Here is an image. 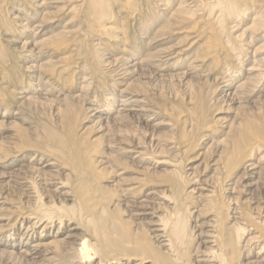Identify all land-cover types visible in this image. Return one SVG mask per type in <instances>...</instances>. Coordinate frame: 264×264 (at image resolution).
I'll list each match as a JSON object with an SVG mask.
<instances>
[{
    "label": "rangeland",
    "instance_id": "1",
    "mask_svg": "<svg viewBox=\"0 0 264 264\" xmlns=\"http://www.w3.org/2000/svg\"><path fill=\"white\" fill-rule=\"evenodd\" d=\"M263 239L264 0H0V264H264Z\"/></svg>",
    "mask_w": 264,
    "mask_h": 264
},
{
    "label": "bare ground",
    "instance_id": "2",
    "mask_svg": "<svg viewBox=\"0 0 264 264\" xmlns=\"http://www.w3.org/2000/svg\"><path fill=\"white\" fill-rule=\"evenodd\" d=\"M105 1H106V0H105ZM166 1H168V0H166ZM108 13H109V11H108ZM103 14H104V13H103ZM103 14H101V15L103 16L102 18L104 19L105 17H104ZM219 16H220V15H219ZM219 16H217V17H219ZM220 17H221V16H220ZM100 20L102 21V19H100ZM241 20H242V19H241ZM105 21H106V19H105ZM112 28H113V27H112ZM112 31H113V30H112ZM107 33H108V32H107ZM109 35H110V34H109ZM138 55H139V54H138ZM138 55H137V56H138ZM167 57H168V56H167ZM134 58H135V57H134ZM136 60H137V58H136ZM135 64L137 65L136 62H135ZM256 70H257V69H256ZM257 71H258V70H257ZM258 72H259V71H258ZM258 72H257V73H258ZM230 77H231V76H230ZM229 82H230V80H229ZM229 82H227V83H229ZM230 83H231V82H230ZM230 83H229V85H230ZM120 97H123V96H120ZM111 101H112V100H111ZM119 101H120V100H119ZM121 101H122V100H121ZM121 101H120V102H121ZM128 105H129V102H128L127 99H126V101H122V102H121V105H120V106H121V107H127ZM118 106H119V105H118ZM117 108H120V107H117ZM114 110H115V109H114ZM117 110H118V109H117ZM117 110H116V112H117ZM141 110H142V109H141ZM118 112H119V111H118ZM140 112H141V111H140ZM47 166H48V165H47ZM29 167H30V166H29ZM29 167H28V168H29ZM33 168H34V167H33ZM44 168H45V167H44ZM256 168H257V167H256ZM35 169H36V168H35ZM39 171H40V170H39ZM37 172H38V171H37ZM39 173H40V172H39ZM39 173H38V174H39ZM41 173H43V171H41ZM46 173H47V172H46ZM178 173H179V172H178ZM180 173H181V172H180ZM40 175H41V174H40ZM5 177H6V176H5ZM16 177H17V176H16ZM29 177H30V176H29ZM42 177H43V176H42ZM45 177H46V176H45ZM47 177H48V175H47ZM6 178H7V177H6ZM32 178H34V177H32ZM39 178H41V177H39ZM48 178H49V177H48ZM50 178H51V176H50ZM51 179H52V178H51ZM32 180H33V179H32ZM39 180H40V179H39ZM16 181H17V180H16ZM29 181H30V180H29ZM29 181H28V182H29ZM33 181H34V180H33ZM35 181H37V180H35ZM35 181H34V182H35ZM47 181H48V180H47ZM47 181H46V182H47ZM50 181H51V180H50ZM26 182H27V181H26ZM48 182H49V181H48ZM11 183H12V182H11ZM35 183H36V182H35ZM49 183H50V182H49ZM51 183H52V182H51ZM15 184H16V183H15ZM27 184H29V183H27ZM31 184H32V183H31ZM180 184H181V183H180ZM233 184H234V183H233ZM233 184H232V185H233ZM21 185H22V184H21ZM25 185H26V184H25ZM40 185H41V184H40ZM40 185H39V187H40ZM45 185H46V184H45ZM30 186H32V185H30ZM36 186H37V184H36ZM43 187H45V186H43ZM53 187H54V185H53ZM63 187H64V186H63ZM63 187H62V189H63ZM32 188H33V187H32ZM37 188H38V187H37ZM212 188H213V187H212ZM28 189H29V188H28ZM45 189H46V188H45ZM47 189H48V188H47ZM56 189L58 190V188H56ZM87 189H88V188H87ZM197 189H198V188H197ZM37 190H38V189H37ZM41 190H42V189H41ZM60 190H61V189H60ZM200 190H201V189H198V190H196V191L200 192ZM203 190H204V189H203ZM30 191H31V190H30ZM30 191H29V192H30ZM38 191H39V190H38ZM50 191H51V190H50ZM88 191L90 192L89 189H88ZM194 191H195V190H194ZM210 191H211V190H210ZM210 191H205V192L207 193V192H210ZM228 191H229V190H228ZM232 191H234V190H232ZM86 192H87V190H86ZM27 193H28V191H27ZM27 193H25V194L27 195ZM35 193H37L36 190H35ZM38 193H39V192H38ZM62 193H63V192H62ZM79 193L81 194V193H83V191H82V192L79 191ZM189 193H191V192H189ZM212 193H214V192L212 191ZM231 193H232V192H231ZM231 193H230V194H231ZM196 194H197V192H196ZM201 194H202V193H201ZM29 195H30V194H29ZM29 195H28V196H29ZM65 195H66V194H65ZM65 195H64V196H65ZM83 195H84V194H83ZM83 195H81V198H84V196H88L87 193H85L84 196H83ZM209 195H211V194H209ZM55 196H56V195H55ZM64 196H63V197H64ZM66 196H67V195H66ZM90 196H91V195H90ZM36 197H37V196H36ZM79 197H80V196H79ZM208 197H210V196H208ZM87 198H89V197H87ZM125 198H127V197H125ZM30 199H31V198H30ZM36 199H37V198H36ZM91 199H93V198H89L87 201H89V200H91ZM129 199H130V197H129ZM33 200H34V199H33ZM83 200H84V199H83ZM83 200H82V199L80 200V201H81L80 205H81V204L84 205V204L86 203V201H84V203H83ZM236 200H238V199H236ZM145 201H146V200H145ZM61 202H63V201H61ZM64 202H65V201H64ZM94 202H95V201H94ZM94 202H93V203H94ZM138 203H140V202H138ZM142 204H143V203H142ZM87 205H88V204H87ZM84 206H85V205H84ZM84 206H83V207H84ZM89 206H90V204H89ZM89 206H87L86 209H84L85 207L82 208V205H81V208H80V209H81V211H82V209H83L84 211L86 210L85 212H87V209H88ZM136 206H137V205H136ZM91 207H94V206H91ZM116 207H117V206H116ZM142 207H143V206H142ZM66 208H67V206H66ZM69 208H71V207H69ZM69 208H67V209H69ZM72 208H73V207H72ZM72 208H71V209H72ZM119 208H120V206H119ZM143 208H145V207H143ZM63 209H64V208H62V210H63ZM67 209H66V210H67ZM94 209H96V207L93 208V209L90 208V210H92V212H93L92 215H94V213H95V212H94V211H95ZM234 209L238 210L237 207L234 208ZM40 210H41V209H40ZM90 210L86 213L87 215H88V213L90 212ZM93 210H94V211H93ZM116 210H117V209H116ZM119 210H120V209H119ZM231 210H232V209H231ZM55 211H56V210H55ZM64 211H65V210H64ZM81 211H80V212H81ZM69 212H70V211H68V214H69ZM82 212H83V211H82ZM226 212H227V211H226ZM28 213H29V212H28ZM28 213H27V214H28ZM83 213H84V212H83ZM96 213H98V212H96ZM100 213H101V212H100ZM102 213H103L104 216H105V213H106V212H105V213L102 212ZM120 213H121V212H120ZM231 213H232V211H231ZM235 213H236V212H235ZM27 214H26V215H27ZM66 214H67V213H66ZM66 214L64 213L63 215H64V216H67ZM227 214H228V213H227ZM227 214L225 213L226 216H228ZM22 215H23V214H21V216H22ZM33 215H34V214H33ZM45 215H46V214H45ZM87 215H86V216H87ZM92 215H91V216H92ZM99 215L101 216L102 214H99ZM229 215H230V213H229ZM233 215H234V213H233ZM233 215H230V216H233ZM21 216H20V217H21ZM34 216H35V215H34ZM52 216H53V214H52ZM64 216H63V217H64ZM88 216H89V215H88ZM234 216H235V215H234ZM234 216H233V217H234ZM22 217H23V216H22ZM22 217H21V218H22ZM31 217H33V216L31 215L30 218H31ZM35 217L38 218L37 216H35ZM59 217H60V216H59ZM67 217H68V216H67ZM95 217H96V216H94L93 218L95 219ZM101 217H102V216H101ZM101 217H100V218H101ZM107 217H108V216H106V218H107ZM211 217H212V216H211ZM233 217H232V218H233ZM30 218H29V220H30ZM33 218H34V217H33ZM43 218H44V217H43ZM45 218H46V217H45ZM53 218H54V217H53ZM55 218H56V217H55ZM64 218H65V217H64ZM90 218L92 219V217H90ZM90 218H89V220H90ZM102 218H103V217H102ZM235 218H236V217H235ZM22 219H23V218H22ZM26 219H27V217H26ZM31 219H32V218H31ZM39 219H40V218H39ZM97 219H98V217H96V220H97ZM109 219H110V218H109ZM226 219H227V217H226ZM237 219H238V218H237ZM248 219H249V218H248ZM23 220H24V219H23ZM33 220H35V218H34ZM56 220H57V218H56ZM56 220H55V221H56ZM62 220H63V219H62ZM62 220H61V221H62ZM66 220H67V219H66ZM68 220H69V219H68ZM96 220H93V219H92L90 222L93 221V223H94V221H96ZM103 220H104V218L102 219V221H103ZM106 220H107V219H106ZM178 220H179V219H178ZM183 220H184V217H183ZM24 221H25V220H24ZM61 221H59V222H61ZM70 221H71V220H69L68 223H69ZM81 221H83V220H81ZM97 221H98V220H97ZM97 221H96L95 223H97V224H98V223H99V224H104V223H101V222H99V221L97 222ZM109 221H110V220H109ZM114 221H115V220H114ZM179 221H180V220H179ZM184 221H185V220H184ZM211 221H212V220H211ZM16 222H17V219H16ZM30 222H31V221H30ZM57 222H58V221H57ZM59 222H58V223H59ZM63 222H64V221H63ZM90 222H88V223H90ZM106 222H107V221H106ZM110 222H111V221H110ZM215 222H216V221H215ZM238 222H239V221H238ZM238 222H236V223H238ZM32 223H33V222H32ZM34 223H35V221H34ZM78 223H79V222H78ZM81 223H85V221H84V222H81ZM93 223H91V224H89V225H88V224L86 225V223H85L84 225H86L87 227H88V226H91V225L93 226ZM111 223H112V222H111ZM174 223H175V222H174ZM179 223L182 224V225H184V226H186L185 224H183V222H182V223L179 222ZM30 224H31V223H30ZM38 224H39V223H38ZM51 224H52V223H51ZM51 224H50V225H51ZM60 224H61V223H60ZM72 224H73V223H72ZM97 224H96V225H97ZM99 224H98V225H99ZM175 224H176V223H175ZM233 224H234V222H233ZM36 225H37V224H36ZM47 225H48V224H47ZM47 225H46V226H47ZM177 225H178V223H177ZM182 225H181V227H182ZM215 225H216V224H215ZM228 225H229V223H228ZM230 225H231V223H230ZM234 225H235V224H234ZM237 225H238V224H237ZM30 226H34V224H33V225H30ZM42 226H43V225H42ZM46 226H45V227H46ZM61 226H62V225H61ZM61 226H60V227H61ZM100 226H101V225H100ZM103 226H104V225H103ZM105 226H106V223H105ZM209 226H210V224H209ZM11 227H12V225H11ZM34 227H35V226H34ZM112 227H113V226H112ZM129 227H130V226H129ZM210 227H211V226H210ZM212 227H213V226H212ZM231 227H232V225H231ZM235 227H236V225H235ZM22 228H23V225H22ZM35 228H36V227H35ZM73 228H74V227H73ZM89 228H91V227H89ZM92 228H93V227H92ZM98 228H99V226H98ZM98 228H96V229H98ZM106 228H107V226H106ZM160 228H161V230L156 231L154 237L156 238L158 244H161L163 247H168L167 249H171V248H172V245H173V242H174V237H176V239H177V237H178V236L174 235L176 231H174V234L172 233V236H174V237L171 238L172 236H171V235H168L169 233H168L167 231H165V229L162 230L163 227H160ZM160 228H158V229H160ZM215 228H216V227H215ZM215 228H214V229H215ZM238 228H239V227H238ZM241 228H242V226H241ZM9 229H10V228H9ZM24 229H25V228H24ZM29 229H30V227H29ZM29 229H27V230H29ZM31 229H33V227H32ZM75 229H77V228L75 227ZM94 229H95V227H94ZM99 229H100V228H99ZM103 229H104V227H103ZM110 229H111V228H110ZM110 229H107V230H105L104 232H107V231L110 230ZM127 229H128V228H127ZM172 229H176V228H173V227H172ZM177 229H178V228H177ZM214 229H213V230H214ZM70 230H71V229H69V231H70ZM77 230H78V229H77ZM88 230L90 231V230H92V229H88ZM100 230H101V229H100ZM179 230H180V229H179ZM182 230H183V229H182ZM239 230H240V229H238V232H239ZM241 230H242V229H241ZM11 231H12V230H11ZM30 231H31V230H30ZM32 231H33V230H32ZM94 231H96V230H93V232H94ZM112 231H113V232L109 231L108 233L110 234V232H111V233L114 234V228H113ZM26 232H27V231H26ZM26 232H25V233H26ZM102 232H103V230H102ZM183 232H184V230H183ZM185 232H186V231H185ZM47 233H48V232H47ZM67 233H68V232H67ZM67 233H66V236H65L66 238H68V239H73V238H74V239H75V237H76L75 234L72 235V234H71V233H72L71 231H70L68 234H67ZM94 233H95V232H94ZM167 233H168V234H167ZM55 234H56V233H55ZM57 234H58V233H57ZM87 234H88V233H87ZM104 234H106V233H104ZM176 234L179 235L178 233H176ZM180 234H181V233H180ZM237 234H238V233H237ZM240 234H241V233L239 232V235H240ZM26 235H27V234H26ZM110 235H111V234H110ZM187 235H188V234H187ZM81 236H82V235H81ZM88 236H90V235H88ZM114 236H115V235H114ZM118 236H120V235L116 234V237H118ZM179 236H181V235H179ZM259 236H260V235H258L257 237L259 238ZM23 237H24V236H23ZM26 237H27V236H26ZM31 237H33V236H31ZM41 237H42V236H41ZM56 237H57V236H56ZM214 237H215V238H214ZM257 237H256V238H257ZM260 237H261V236H260ZM262 237H263V236H262ZM262 237H261V238H262ZM34 238H35V237H34ZM39 238H40V237H39ZM66 238H65V239H66ZM77 238H78V237H77ZM88 238H90V237H88ZM114 238H115V237H114ZM178 238H179V237H178ZM211 238H212V239H216V236H213V237H211ZM256 238H254V239H256ZM37 239H38V237H37ZM78 239H79V238H78ZM84 239H86V238H84ZM84 239H83V240H84ZM212 239H211V240H212ZM57 240H58V239H57ZM76 240H77V239H76ZM92 240H93V239H92ZM92 240H91V241H92ZM109 240H111V239H107V244L110 242ZM117 240H118V238H117ZM117 240L115 239V241H117ZM257 240H258V239H257ZM259 240H260V238H259ZM259 240H258V242H259ZM27 241H28V240H27ZM72 241H73V240H72ZM72 241H71V242H72ZM79 241H81V240H79ZM94 241H95V240H94ZM108 241H109V242H108ZM113 241H114V239L112 240V242H113ZM208 241H209V240H208ZM208 241H207V242H208ZM215 241H216V240H215ZM263 241H264V239H263ZM63 242H64V241H63ZM77 242H78V241H77ZM112 242H111V243H112ZM118 242H119V241H118ZM205 242H206V240H205ZM256 242H257V241H255V243H256ZM258 242H257V245H258ZM68 243H69V241L66 239V244H68ZM73 243H74V242H73ZM89 243H90V241H89ZM104 243H105V242H104ZM174 243H175V242H174ZM210 243H211V242H210ZM216 243H217V241H216ZM216 243L214 242L215 245H216ZM260 243H261V242H260ZM27 244H28V243H27ZM55 244H56V246H57V243H55ZM69 244H70V243H69ZM90 244H91V243H90ZM107 244H106V245H107ZM114 244H115V243H114ZM126 244H127V243H126ZM262 244H263V243H262ZM93 245H94V244H93ZM109 245L111 246V244H109ZM119 245H120V247H121V245H123V244L120 243ZM119 245H118V247H119ZM128 245H129V244H128ZM128 245H126V246H128ZM133 245H135V244H133ZM161 245H160V246H161ZM212 245H213V244H212ZM212 245H211V246H212ZM263 245H264V244H263ZM30 246H31V245H30ZM32 246H33V245H32ZM32 246H31V247H32ZM48 246H49V245H48ZM74 246H75V245H74ZM78 246H80V253H81V254H85V253H87L86 256H87V255L89 256V252H90V250H89V252H88L89 247H88V245H87V243H86L85 241H81L80 244H79ZM114 246L117 247L116 244H115ZM123 246H125V245H123ZM131 246H132V244H131ZM149 246H150V245H149ZM120 247H119V248H120ZM212 247H214V246H212ZM215 247H216V246H215ZM255 247L257 248V246H255ZM260 247H261V246H260ZM262 247H263V246H262ZM123 248H124V247H123ZM123 248H120V249L122 250ZM135 248H136V247H135ZM151 248H152V247H151ZM209 248H210V247H209ZM217 248H218V247H217ZM263 248H264V247H263ZM263 248H261V250H262ZM22 249H23V248H22ZM41 249H42L41 244L38 243V244L34 245L33 248H30V249L27 250V251H25V250L22 251V253H24L25 256L28 255V256H31V257H32V256H36V255H38V254L41 252ZM78 249H79V248H78ZM124 249H125V248H124ZM19 250H21V249H19ZM65 250H66V249H65ZM91 250H92V249H91ZM117 250H118V249H117ZM214 250H215V248H214ZM261 250H260V251H261ZM42 251H43V250H42ZM211 251H212V250H211ZM262 251H264V249H263ZM262 251H261V252H262ZM62 252H63V251H62ZM154 252H155V254L158 253V252H156V251H154ZM251 252H252V251H251ZM8 253H9V252H8ZM18 253H20V252H18ZM69 253H70V252H69ZM130 253H131V252H130ZM132 253H133V252H132ZM249 253H250V252H249ZM256 253H258V254L260 253V252H259V249H258V252H256ZM11 254H13V253H11ZM15 254H16V253H15ZM46 254H47V253H46ZM65 254H66V253H65ZM81 254H80L81 258H78L79 255H77V256H78V257H77L78 260H79V259H82V255H81ZM121 254H123V253L121 252ZM121 254H120V255H121ZM137 254H138V253H137ZM147 254H148V256L146 257L145 261H147V260H151V259H149V258H153V261H152V262L154 263V262H155V261H154V257H151L152 255L149 256V253H147ZM161 254H162V252H161ZM41 255H44V254H41ZM41 255H39V256H41ZM138 255H140V254H138ZM177 255H178V254H177ZM177 255L175 254V256H177ZM247 255H248V254H247ZM249 255H250V254H249ZM255 255H256V254H255ZM255 255H254V256H255ZM28 256H27V257H28ZM39 256H38V257H39ZM45 256H46V255H45ZM58 256L60 257V255H58ZM70 256H71V255H70ZM104 256H105V255H104ZM123 256H124V255H123ZM123 256H122V257H123ZM158 256H160V254H158ZM173 256H174V254H173ZM204 256H205V255H204ZM208 256H209V255H208ZM208 256H207V258L209 259ZM244 256H245V255H244ZM19 257H20V256H19ZM19 257H18V258H19ZM72 257H73V256H71L70 258H72ZM128 257H129L130 259H132L133 261H135V259H136V261H137V257H136V256L129 255ZM213 257H214V256H213ZM213 257H212V258H213ZM250 257H251V255H250ZM62 258H63V257H62ZM92 258H94V257H92ZM96 258H97V257H96ZM123 258H126V256L123 257ZM141 258H142V257H141ZM144 258H145V257H144ZM155 258H158V257H155ZM175 258H176V257H175ZM197 258H198V257H197ZM205 258H206V257H205ZM205 258H204V259H205ZM207 258H206V259H207ZM255 258H256V257H255ZM19 259H22V258H19ZM138 259H139V258H138ZM176 259H177V258H176ZM201 259H203V257H202ZM201 259H200V260H201ZM204 259H203V260H204ZM244 259H245V257H244ZM257 259H260L259 261H262V263L264 262V257H262V256H258ZM14 260H15V259H14ZM60 260H63V259H60ZM64 260H65V258H64ZM64 260H63V261H64ZM66 260H68L67 257H66ZM94 260H95V259H94ZM116 260H117V259H116ZM123 260H124V259H123ZM125 260H126V259H125ZM157 260L159 261V259H157ZM160 260H161V259H160ZM200 260H199V261H200ZM247 260H248V259H247ZM70 261H71V260H70ZM92 261H93V260H92ZM158 261H157V262H158ZM208 261H209V260H208ZM254 261H255V260H254ZM8 262H9V261H8ZM11 262H13V261H11ZM64 262H65V261H64ZM74 262H75V261H74ZM93 262H94V261H93ZM95 262H97V261H95ZM106 262H107V261H106ZM206 262H207V261H206ZM212 262H213V261H212ZM67 263H69V262H66L65 264H67ZM85 263H87V261H86ZM100 263H103L102 260H100ZM117 263H118V261H117ZM119 263H121V262H119ZM142 263H143V262H142ZM142 263H141V264H142ZM145 263H146V262H145ZM150 263H151V262H150ZM159 263H160V261H159ZM208 263H209V262H208ZM210 263H211V262H210ZM217 263L219 264V262H217ZM4 264H8V263H4ZM11 264H18V263L15 262V263H11ZM21 264H22V263H21ZM49 264H52V263H49ZM53 264H54V263H53ZM70 264H71V263H70ZM77 264H79V263H77ZM106 264H107V263H106ZM131 264H132V263H131ZM136 264H137V263H136ZM146 264H147V263H146ZM204 264H205V263H204ZM214 264H215V263H214ZM243 264H244V263H243ZM252 264H256V263H252ZM260 264H261V263H260Z\"/></svg>",
    "mask_w": 264,
    "mask_h": 264
}]
</instances>
